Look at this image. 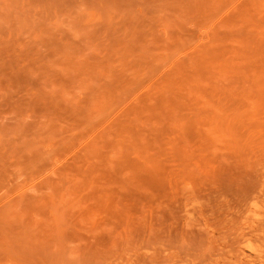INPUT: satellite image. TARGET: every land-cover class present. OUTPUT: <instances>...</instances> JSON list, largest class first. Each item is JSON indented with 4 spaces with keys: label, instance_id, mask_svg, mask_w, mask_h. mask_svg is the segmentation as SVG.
Here are the masks:
<instances>
[{
    "label": "rangeland",
    "instance_id": "obj_1",
    "mask_svg": "<svg viewBox=\"0 0 264 264\" xmlns=\"http://www.w3.org/2000/svg\"><path fill=\"white\" fill-rule=\"evenodd\" d=\"M9 263L264 264V0H0Z\"/></svg>",
    "mask_w": 264,
    "mask_h": 264
},
{
    "label": "bare ground",
    "instance_id": "obj_2",
    "mask_svg": "<svg viewBox=\"0 0 264 264\" xmlns=\"http://www.w3.org/2000/svg\"><path fill=\"white\" fill-rule=\"evenodd\" d=\"M252 250H255L253 247H252ZM10 264V263H9ZM16 264V263H15Z\"/></svg>",
    "mask_w": 264,
    "mask_h": 264
}]
</instances>
